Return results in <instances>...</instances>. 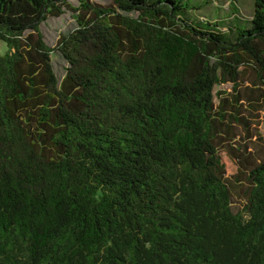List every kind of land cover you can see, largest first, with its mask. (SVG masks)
<instances>
[{"label": "trees", "instance_id": "obj_1", "mask_svg": "<svg viewBox=\"0 0 264 264\" xmlns=\"http://www.w3.org/2000/svg\"><path fill=\"white\" fill-rule=\"evenodd\" d=\"M68 1L0 0V264H264V158L235 212L222 149L264 113V0Z\"/></svg>", "mask_w": 264, "mask_h": 264}, {"label": "rangeland", "instance_id": "obj_2", "mask_svg": "<svg viewBox=\"0 0 264 264\" xmlns=\"http://www.w3.org/2000/svg\"><path fill=\"white\" fill-rule=\"evenodd\" d=\"M101 6H113L112 0H90ZM193 6H201L189 13V17L194 21L212 15L213 18L231 16L230 0L212 1L214 6L207 5L209 0H190ZM244 18H249L254 11L253 0H237ZM71 8H77L76 0H69ZM117 12L130 17H137V13H124L116 9ZM65 13L59 17H49L46 22L39 26L46 44L51 48H57L62 37L68 36L78 28L74 19L75 12L66 8ZM6 45L0 41V54H4ZM52 65L58 80L61 81L68 68L67 61L55 51L51 54ZM243 85L242 91L251 93V88ZM216 91L230 92V86L218 87ZM243 115L248 120V126L243 123H230V130L227 134V141L222 147L224 160L228 165L229 180L232 184L233 210L238 212L245 203L246 175L247 171L253 168L254 164L264 158V113L256 118V113L249 110L248 103L243 104ZM261 134V139L258 135Z\"/></svg>", "mask_w": 264, "mask_h": 264}]
</instances>
